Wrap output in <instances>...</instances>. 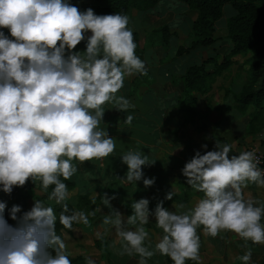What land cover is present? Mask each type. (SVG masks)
Here are the masks:
<instances>
[{
  "label": "clouds",
  "instance_id": "obj_1",
  "mask_svg": "<svg viewBox=\"0 0 264 264\" xmlns=\"http://www.w3.org/2000/svg\"><path fill=\"white\" fill-rule=\"evenodd\" d=\"M130 22L127 14L81 10L72 0H0V191L10 196L14 188L39 181L45 193L51 187L47 199L61 206L57 216L41 200L27 211L16 204L7 209L0 200V264H72L57 222L72 232L74 225L90 227L89 217L102 211L70 209L66 181L78 165L116 150V138L100 127L105 105L125 113L123 122L132 125L128 111L135 105L118 93L127 77L147 75V66L136 54ZM201 148L181 169L186 184L202 194L191 205L173 203L170 210L161 200L150 209V200L142 197L132 200V213L125 216L111 205L115 195L101 196L110 209L101 224L104 234L115 231L110 247L116 255L138 257L137 264L157 254L172 264H202L201 235L223 239L222 233H233L246 249L237 259L255 264L249 242L264 245V200L246 197L245 189L264 188L256 151L234 154L231 144L217 140L212 150L206 143ZM120 160L127 166L122 182L155 185L156 178L144 173L154 164L148 153L130 148ZM174 195L171 190L164 199ZM151 221L161 230L154 247L146 227ZM85 261L97 264L90 256Z\"/></svg>",
  "mask_w": 264,
  "mask_h": 264
},
{
  "label": "trees",
  "instance_id": "obj_2",
  "mask_svg": "<svg viewBox=\"0 0 264 264\" xmlns=\"http://www.w3.org/2000/svg\"><path fill=\"white\" fill-rule=\"evenodd\" d=\"M162 1L169 0H72L74 4H78L81 10L91 7L97 14L121 12L129 15L131 20L129 27L133 29L135 42L137 43L136 54L145 62L144 52L148 47L157 48L156 50L159 58L161 60H166L167 52L170 47L169 40L172 36H176L177 33L167 24H161L145 30L144 35L141 37V31L143 29L138 28L134 21L136 19H134L133 16L134 13L147 12L156 8ZM173 1L175 3H181L182 6H184L185 16L190 21V30L188 33L189 40L186 45L183 43L178 44L175 52L176 56L188 55L194 50L212 46L217 40L215 23L223 16L224 8L230 6L234 11L232 15L226 19L225 38L231 42V47L226 55L222 57L221 61H218L215 56L207 55L202 57L199 63L186 64L183 72L180 74L178 72L177 75L173 74L170 77L169 83L174 91H176V110H174V112L179 113L182 124L194 120L197 114L195 105L198 98L211 90L215 78L230 65L233 56L245 54L249 51L250 55H248L245 60L249 77L243 83L238 93L231 94L230 99L236 108L233 119H241L245 116L247 122L243 124L236 120L235 124L237 126L235 130L233 129L230 135H223L221 141L222 143H229L232 145V141H238L239 137L243 138L242 136L251 133V135H253L252 140H257V145L264 150V0ZM146 66L147 75L137 74L133 76L129 85V93L131 95H137L141 88L148 87L153 82L150 78L147 62ZM249 109L250 111L247 112ZM174 112H169L167 116L170 121L173 120ZM175 123L177 122L175 121ZM212 144L213 145H208L209 150L213 149L214 143ZM190 149L191 148H184L182 154L185 156H193L194 154ZM232 150L234 154L239 152L238 150ZM203 151L204 150H201L202 153ZM164 170L166 169L164 168ZM157 173L158 171L156 174ZM161 174H163L162 178L167 182L159 185L153 192L151 191V195H148L147 198L150 200V209H153L156 203L161 200L164 201V206L169 209L172 203H185L187 205L189 200L194 195H197V192L186 184V178L182 173L175 176L171 175L168 171L164 172L162 169ZM66 183L68 184L69 192L74 188L75 184H77L74 179L66 181ZM39 188L41 190L40 194L36 193L35 186L31 181L23 188H14L10 195V201L7 202V209H10L12 205L17 204L21 200H30L31 202H33V200L46 201L48 194L51 192V187L48 189L47 193L41 189L40 185ZM171 190L176 194L173 196V199H164L166 193ZM109 192L111 191L109 190ZM75 195V203L70 201V197L66 201L70 209L90 212L93 209L99 208L102 204L101 197L92 194L89 187L79 189V191L77 190ZM93 199H95L94 204L92 202ZM133 199L139 200L138 197H130L124 203L125 216L131 215L132 213L130 205ZM52 206L58 216L61 206L55 203ZM7 209L5 218L11 224L12 220L8 215ZM96 216L89 217L91 223L96 219ZM75 226L76 225H74V227ZM146 227L150 232V237L153 233L161 234V230L155 227L154 221H151ZM65 232L68 233L69 231L62 229V226L57 222V234L63 236ZM109 239L110 238L104 237L103 239L97 238L94 240V245L100 252V258H106L109 255L107 248ZM158 255L148 260V264H172L170 258L161 255L158 257ZM70 258L72 264H86L85 256L81 254L71 256ZM94 260L99 264L97 259ZM186 264H195V262L187 261ZM236 264H241V262L238 260ZM261 264L264 263L262 262Z\"/></svg>",
  "mask_w": 264,
  "mask_h": 264
},
{
  "label": "crops",
  "instance_id": "obj_3",
  "mask_svg": "<svg viewBox=\"0 0 264 264\" xmlns=\"http://www.w3.org/2000/svg\"><path fill=\"white\" fill-rule=\"evenodd\" d=\"M154 9H151L147 12L151 14L154 12ZM6 31V30H5ZM173 37V36H172ZM170 47L168 49L167 55H169V61H172V57L176 52L178 44H176V40L172 41L170 38ZM80 50L84 49V44L78 46ZM144 58L148 64V71L153 75L154 79L151 85L145 88H141L140 92L137 95H131L129 93V85L133 78L127 77L125 79L124 87L119 91L118 95H122L126 98H129L130 101L135 105L134 109H129L128 114L134 116V120L131 126L126 125L123 120L125 118V113L116 111L115 109H111V105H105V115L104 120L101 122L100 127L106 129L110 136L116 138V150L109 157H106L102 160H93L90 162H86L83 165H78L79 171L72 177V179L76 180L77 184H75L74 188L69 192L70 201L72 203L76 202L75 192L79 189L90 188L91 193L94 195H99L100 197L107 193L109 196H116V199L111 201V205L113 208L118 209L121 213L124 214V203L130 197H148L151 195V191L157 188L161 184H165L167 181L162 178L163 171H168L171 175H179L181 169L183 168L186 161L191 159L192 156H185L182 154L183 147L178 149L181 141L177 139L175 141H171V136L169 134H165L163 128L168 126L174 127L177 123L174 120L170 121L167 116L169 112L176 110V91L170 90L171 84L170 77L175 74L171 71L174 63H167L166 60H161L158 55L155 56V64L151 63L146 53L144 52ZM159 64V65H158ZM241 87L237 88L234 93H238ZM177 126V125H176ZM179 144V145H178ZM139 147L145 153L150 155V159L154 161V164L151 167H147L144 169L145 176L147 178H156L155 185L151 188H145L142 181L137 182V185L130 184L127 182H122L119 177H123L127 171V166L121 163L120 156L124 154L130 148L135 149ZM190 151L195 154V151ZM164 168L166 170H164ZM158 173L156 174V172ZM161 172V173H160ZM39 181L34 183L36 193H41L39 188ZM173 186V185H172ZM174 187V186H173ZM264 188H257L255 185H249L247 189H245L246 197L250 196L253 198H258L264 200V192H262ZM109 190L111 192H109ZM202 194L197 193L194 195L187 205L195 202ZM0 200L2 201H10V196L0 191ZM46 205H53L54 201H43ZM29 204L32 207L33 202L30 200L19 201L16 205H21L23 211H27V206ZM173 208V203L170 205V210ZM99 209L102 211H97L96 219L91 223V226L84 225H76L74 228L76 231L65 232L63 233L64 239L67 243L69 256H75L73 253L79 252L81 255L88 256L90 251L87 253L84 251V246L91 245L92 250L98 252L97 260L99 264L102 261L109 259L111 262L114 261L118 255L115 254L113 249L110 247L112 242L116 240L114 229L109 228V231L104 234V227L101 224L103 219V215L108 213L110 209L108 207H104L103 204L99 206ZM125 215V214H124ZM12 221L11 224H13ZM262 223H264V218H262ZM100 232L104 234V237L110 238L108 242V252L109 255L106 258H100V252L94 245V240L97 239L96 233ZM160 237L161 234L153 233L150 237L153 246L155 245L154 238L155 236ZM214 246V250H218V245H222V243L210 240ZM239 247V255H243L244 249L242 247L243 241H237ZM201 249L200 254L205 250V247L211 245L210 243H205V240L201 239ZM249 246L252 247L253 253L252 261L256 262L255 259L258 260V263L261 259L264 258L263 247L264 245L259 246V250L257 251L251 242H249ZM116 247L119 248V243L116 244ZM261 247V252H260ZM79 248L77 251L76 249ZM210 247H208L209 249ZM213 249V247H212ZM76 250V251H75ZM74 251V252H73ZM208 252V251H207ZM260 252V253H259ZM204 257H206V252L203 253ZM77 255V254H76ZM207 258V257H206ZM138 257L130 258L127 255L121 257L118 256L116 263L118 264H137ZM264 260V259H263ZM233 264H236L238 261L237 258L232 260ZM262 263V262H261ZM259 263V264H261ZM264 263V261H263ZM112 264H114L112 262Z\"/></svg>",
  "mask_w": 264,
  "mask_h": 264
},
{
  "label": "rangeland",
  "instance_id": "obj_4",
  "mask_svg": "<svg viewBox=\"0 0 264 264\" xmlns=\"http://www.w3.org/2000/svg\"><path fill=\"white\" fill-rule=\"evenodd\" d=\"M184 11V6H182L181 3H175L173 0H169L159 3L152 14L150 12H138L134 13L133 18L136 19L134 21L138 28L143 29L141 31V37L144 35L145 30L150 29V27L167 24L177 33L176 36L171 37V40H176V44L183 43L186 45L189 40L188 33L190 30V21L185 16ZM233 12L234 11L230 6H226L224 8L223 16L215 23L217 40L212 46L206 47L204 49L201 48L194 50L188 55L184 54L181 56H176V54H174L172 61H169L171 59L169 55H167V63H174L171 71H173L176 75L178 72L180 74L183 72V70H185L186 64L199 63L201 58L207 55L215 56L218 61H221L222 57L226 55L231 47V42L225 38V33L226 19L232 15ZM156 49L157 48L155 47H148L145 50L148 60L154 64L156 60L155 56L157 55ZM248 55H250L249 51L245 54H237L232 57L233 60L230 65L215 78L211 90L207 94L201 95L198 98V101L195 105L197 114L194 117V120L191 122H184L182 124L179 113H176L173 110V120L177 122V126L174 125L172 128V126L167 125L163 128V131L165 134L170 133L169 135H172L170 138L171 141H175L176 139L181 141V146H179L178 149L182 147L183 149L192 147V150L196 151L203 150L201 145L205 143L207 145H213L212 143H215L216 140L222 143L221 137L223 135H230V132H233V129L235 130V127L237 126L235 124L236 120L243 124L247 122L245 116H243L241 119H233L236 108L230 99L231 94L234 93L237 88L241 87L249 77L247 63L245 62ZM150 78L151 80L154 79L151 73ZM170 90H174L172 86ZM249 111L250 109L247 110V112ZM252 136L253 135L250 133L242 136L243 138L239 137L238 141H232V149H234V151L248 150L249 147L255 146V144L257 145V140L253 141ZM262 192H264V189H262ZM30 208L31 205L29 204V206H27V210ZM221 235H223V239H221L219 236L212 238L201 235V239L205 240L206 244H211L208 246L210 247L209 249L208 247H205L204 250V252H206L207 258L204 257V252L202 255L200 254L202 258V264H233L232 260L238 257L240 246L237 245L239 244L237 241H241V239L233 233H222ZM158 238L159 237L157 235L153 239L155 243ZM210 240L218 241L222 243V245H218V250H214V246H212L213 244ZM253 246H258L255 248L257 251L259 250L260 245ZM76 250L78 251L79 248ZM262 250L264 253V247ZM262 250L260 247V252ZM84 251L87 253L90 251L91 253H89L88 256L94 259H97V256L99 255L98 252L92 250L91 245H85ZM76 254L79 255V252L73 253L75 256ZM254 254L255 253H253V255ZM159 256L160 255H158V257ZM117 259L118 256L112 262L114 264H118L116 263ZM263 259H261L259 263L263 262ZM255 261V264H259L257 259H255ZM112 262L107 259L102 261L101 264H112Z\"/></svg>",
  "mask_w": 264,
  "mask_h": 264
},
{
  "label": "built area",
  "instance_id": "obj_5",
  "mask_svg": "<svg viewBox=\"0 0 264 264\" xmlns=\"http://www.w3.org/2000/svg\"><path fill=\"white\" fill-rule=\"evenodd\" d=\"M248 150H255L256 151V154L259 158V167L262 170H264V150L259 145H256V144H255V146L249 147Z\"/></svg>",
  "mask_w": 264,
  "mask_h": 264
}]
</instances>
